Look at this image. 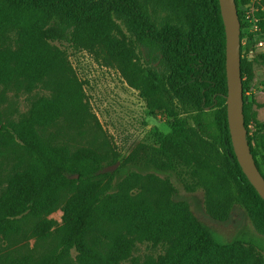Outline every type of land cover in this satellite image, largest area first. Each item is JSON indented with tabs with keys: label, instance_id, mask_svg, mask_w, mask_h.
I'll use <instances>...</instances> for the list:
<instances>
[{
	"label": "trees",
	"instance_id": "obj_1",
	"mask_svg": "<svg viewBox=\"0 0 264 264\" xmlns=\"http://www.w3.org/2000/svg\"><path fill=\"white\" fill-rule=\"evenodd\" d=\"M120 27L147 63L121 40ZM260 27L264 32V11ZM61 44L100 50L152 114L168 117L170 132L143 157L132 152L114 170L106 166V150L57 141L49 129L59 121L78 131L91 124ZM252 48L251 38L240 45L244 125L264 178V137L251 138L245 117L246 80L253 63L264 66V52L252 55ZM34 90L44 95L26 113L4 116L9 92ZM226 95L218 0H0V149L16 157L0 195V237L20 236L21 221L33 218L27 231L48 245L19 257L0 252V264H264L260 246L245 233L219 242L185 200H175L170 183L185 169V188H200L209 217L224 222L242 207L264 236V201L234 155ZM175 102L194 114L182 117ZM57 210L62 216L55 227L49 216ZM145 242L162 246L163 253L139 262L134 248Z\"/></svg>",
	"mask_w": 264,
	"mask_h": 264
},
{
	"label": "rangeland",
	"instance_id": "obj_2",
	"mask_svg": "<svg viewBox=\"0 0 264 264\" xmlns=\"http://www.w3.org/2000/svg\"><path fill=\"white\" fill-rule=\"evenodd\" d=\"M242 4V3H241ZM124 35L123 40L133 52L140 55V60L147 63L145 54L135 44L134 39L129 37L126 31L120 27ZM264 38V32L259 36ZM66 50L68 60L84 93V101L87 111V119L91 123L81 130H75L63 121H59L49 129L61 144L73 147L94 146L106 150L110 155V161L117 160L116 165L108 161L107 168L114 170L122 159L132 152H138L143 157L150 148L157 146L159 135L170 132L167 116L160 113L152 114L139 91L128 86L115 65L108 64L103 59L100 50L87 51L75 49L67 44L60 45ZM264 52L262 48H252V55ZM251 54V53H250ZM252 58V57H251ZM152 68V64H149ZM162 70V69H161ZM252 79L246 80L245 84V117L248 121L250 136L253 140L264 137V66L252 64ZM44 95L41 90H34L30 94H20L13 91L8 93L5 104L2 105L4 116L17 119L26 113L32 102ZM179 114L190 118L194 109L183 108L175 102ZM214 112L208 114L212 117ZM16 162L15 155L10 150L0 149V195L7 186V180ZM180 168L170 180L176 187L175 200H185L197 220L206 226L221 243L231 242L238 234L245 233L261 248V256L264 260V236L258 233L252 221L246 215L242 207L235 206L228 219L224 222L213 220L206 213L203 202V193L199 187L192 190L185 188L183 173ZM181 173V174H180ZM62 212L57 210L49 216L59 225ZM24 231L20 236L3 240L0 237V252L3 255L36 254L43 251L48 245L36 242L29 230L35 226L33 218L21 221ZM163 253V247L151 243H137L132 257L144 261L148 258H156ZM122 264H129V261Z\"/></svg>",
	"mask_w": 264,
	"mask_h": 264
},
{
	"label": "water",
	"instance_id": "obj_3",
	"mask_svg": "<svg viewBox=\"0 0 264 264\" xmlns=\"http://www.w3.org/2000/svg\"><path fill=\"white\" fill-rule=\"evenodd\" d=\"M225 30L226 115L236 160L260 198L264 201V178L257 169L247 142L243 114V86L240 71L241 23L235 0H218Z\"/></svg>",
	"mask_w": 264,
	"mask_h": 264
},
{
	"label": "built area",
	"instance_id": "obj_4",
	"mask_svg": "<svg viewBox=\"0 0 264 264\" xmlns=\"http://www.w3.org/2000/svg\"><path fill=\"white\" fill-rule=\"evenodd\" d=\"M238 2L240 4V8L237 11L238 17L242 19L244 24V37L240 41V45L246 47V43L251 38L254 48H262L264 50V38H259L262 34L260 14L264 11L262 0H238ZM249 53L252 54V50Z\"/></svg>",
	"mask_w": 264,
	"mask_h": 264
}]
</instances>
